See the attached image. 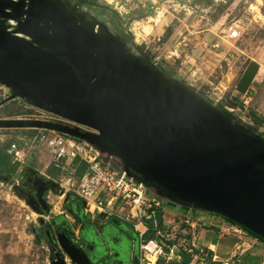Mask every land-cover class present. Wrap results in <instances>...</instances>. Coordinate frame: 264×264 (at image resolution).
Returning <instances> with one entry per match:
<instances>
[{"label": "water", "instance_id": "1", "mask_svg": "<svg viewBox=\"0 0 264 264\" xmlns=\"http://www.w3.org/2000/svg\"><path fill=\"white\" fill-rule=\"evenodd\" d=\"M88 6L111 11L74 0H0V107L18 99L70 123L0 119V129L79 140L147 196L217 215L264 241V136L165 74ZM64 227L51 264L95 262Z\"/></svg>", "mask_w": 264, "mask_h": 264}, {"label": "rangeland", "instance_id": "2", "mask_svg": "<svg viewBox=\"0 0 264 264\" xmlns=\"http://www.w3.org/2000/svg\"><path fill=\"white\" fill-rule=\"evenodd\" d=\"M101 3L111 11L87 10L116 31L131 33L156 65L216 106L230 105L225 90L230 88L247 61L264 63V0H98V4ZM144 25L150 27L147 34L135 33L139 28L143 31ZM233 29L240 32L239 39L228 37ZM3 94L0 90V95ZM12 111H18L17 117L26 116L21 100L0 107V116L5 117ZM36 132L0 129V151L5 149L7 152L12 142L21 137L34 136ZM261 134L264 135V132ZM25 153L23 163L11 162L15 169L11 176L0 174L9 178V181H0V264H51L58 247L48 241L40 221L52 227L54 221L62 224L66 220L73 227L75 236L80 231V223L68 210L66 200H78L98 230L99 225L110 217L130 225L139 246L140 264H169L178 260L177 254L181 250L189 247L188 251L193 256L191 264H208L211 258L205 251L207 249L192 246L195 236L203 228L216 232L215 224L224 227L232 225L214 214L161 202L162 223L159 225L155 217L152 223H144L148 230L139 238L132 224L124 220L125 211L120 213L123 204L110 201L111 197L105 194H92L89 200L78 199L71 191L62 192L57 185L56 191L46 195L50 212L41 215L18 197L14 188L21 184L27 168L51 182L58 179L61 171L49 164L51 158L47 149L28 144ZM101 159L117 169L104 157ZM74 164L76 175H82L86 164L82 160H75ZM185 215H190L194 228L183 222ZM142 229L139 227V230ZM228 233L230 235L227 236L238 238L240 249L235 257L248 258L252 264H264V242L245 231L238 235L230 229ZM148 236L156 237L158 243L157 250L153 249L151 253L140 249L141 244L147 245L151 240ZM211 260L219 261L214 258V253ZM234 261L237 262L233 257L226 264H236ZM67 264H70L68 260Z\"/></svg>", "mask_w": 264, "mask_h": 264}, {"label": "built area", "instance_id": "3", "mask_svg": "<svg viewBox=\"0 0 264 264\" xmlns=\"http://www.w3.org/2000/svg\"><path fill=\"white\" fill-rule=\"evenodd\" d=\"M228 37L230 39H239L240 32L233 29L230 31ZM0 90L4 92L2 96L6 97V89L0 86ZM241 104L242 107H246L244 102H241ZM223 108L241 122L245 121L239 107H234L230 104L229 106H223ZM34 113L16 119H33L58 123L63 120L36 109H34ZM63 121L66 122L65 120ZM35 131H37L36 135L21 137L10 144L7 153L10 155L12 162H24L28 144H31L35 148L47 149L51 158L49 164L61 171L58 179L53 181L62 189V192L71 191L78 199L83 198L84 200H89L91 195L95 193L110 196V201L119 202L124 205V207H120V213L125 211V219H123L131 223L137 236L142 238L148 230L144 224V220L155 217V211L160 209L161 201L147 196L141 186L133 184L126 179L123 172L109 166L108 163H104L82 142L53 131ZM75 160H82L86 164V170L81 176L76 175ZM184 217L183 222L194 228L193 222L190 221V215H185ZM209 224L212 223L209 222ZM139 227L143 229L139 230ZM230 229H232V233L238 235L244 231L240 226L233 224L226 226L224 231L229 232ZM149 244L154 245L153 249L158 247L157 240L152 239L147 245L141 244L140 249L148 251L147 246Z\"/></svg>", "mask_w": 264, "mask_h": 264}, {"label": "flooded vegetation", "instance_id": "4", "mask_svg": "<svg viewBox=\"0 0 264 264\" xmlns=\"http://www.w3.org/2000/svg\"><path fill=\"white\" fill-rule=\"evenodd\" d=\"M100 6L103 7V5ZM89 8L97 11H109L108 9L93 8L91 6H88V9ZM117 32L120 35L124 34V31L122 30H117ZM59 122L63 124H70L64 122L63 120ZM81 130L86 131L85 128H81ZM105 159L108 160L107 158ZM107 162L110 161L108 160ZM22 177L23 179L21 184L16 185L14 189L18 191V193L23 197V200L27 202L34 211L46 214L45 212H42L44 208L49 206L47 204L46 195L50 191H56L57 187L52 186V184L30 168L26 169ZM65 205L78 223H80V231L78 232L74 242L78 247H86L87 251H89L92 256L96 257L95 262H92V264H140L139 246L134 239V232L130 225L121 220H112V217H110L106 222L99 225L98 230L92 225L91 217L84 213V208L78 200H72L71 202L66 200ZM66 222L68 221L63 220V223L59 224L58 220L54 221V223H52V227H50L49 224L45 223L43 225V223H40V227L44 230L48 241H50L52 245L55 246L56 233L65 231L64 224ZM85 230L92 234V241H86L82 238L81 234L84 233ZM73 234H75L74 230ZM107 235L109 237H107ZM73 236L74 235L71 234L72 238ZM121 243H124L125 249L118 255L117 252ZM99 248H102L103 251H99Z\"/></svg>", "mask_w": 264, "mask_h": 264}, {"label": "crops", "instance_id": "5", "mask_svg": "<svg viewBox=\"0 0 264 264\" xmlns=\"http://www.w3.org/2000/svg\"><path fill=\"white\" fill-rule=\"evenodd\" d=\"M261 66L264 67V63L258 60L247 61L234 78L230 88L225 90L229 95L227 101L234 107L238 105L245 121L254 125L251 120V115H254L261 122L257 127L259 133L264 132V73L262 77L259 76ZM241 102H244L246 107H242ZM213 227L217 229L216 232L208 228L201 229L195 236V243H192V246L205 247L214 253L215 259L226 264L240 249L238 238L235 235L237 240L233 236H227L230 233L224 231L223 225L215 224Z\"/></svg>", "mask_w": 264, "mask_h": 264}, {"label": "trees", "instance_id": "6", "mask_svg": "<svg viewBox=\"0 0 264 264\" xmlns=\"http://www.w3.org/2000/svg\"><path fill=\"white\" fill-rule=\"evenodd\" d=\"M74 1H83V2H88V3H92V4H98V0H74ZM101 5H105L104 3H101ZM108 8V7H107ZM89 9H91V10H93V11H96L95 9H92V8H89ZM110 9V8H109ZM102 12V11H101ZM114 14H116V13H114ZM125 33H128V32H124V34ZM124 34H122L121 36H124ZM128 35H129V37L130 38H132V34L131 33H128ZM136 42H137V40H136ZM138 43V42H137ZM140 48L143 50V46H140ZM148 56H149V58H150V60H151V62H153V59H152V57L150 56V54L148 53V52H145ZM165 74H167V75H169V76H172L169 72H167L166 70H164L161 66H159V65H157ZM202 96V95H201ZM3 97H5V96H1L0 95V101H2L3 100ZM16 100H18V99H16ZM13 101H15V100H13ZM12 101V102H13ZM209 101V100H208ZM11 102V101H10ZM210 102V101H209ZM7 103H9V102H7ZM6 103V104H7ZM23 103V102H22ZM210 103H212V102H210ZM24 104V103H23ZM5 105V104H4ZM2 107V106H1ZM220 110H222L223 112H225L226 114H228V115H231L230 113H228L223 107H219V106H217ZM24 108L26 109V116H28V115H30V114H32V112H34V109L33 108H31V107H29V106H26L25 104H24ZM18 116V111H12V112H9V114L7 115V116H5V117H1L0 116V119H4V118H8V119H16V118H23V117H17ZM26 116H24V117H26ZM232 116V115H231ZM233 117V116H232ZM235 120H237L239 123H241V124H243L244 126H246V127H248V128H250L251 130H253V131H255V132H258V126L261 124V122L254 116V115H251V120H252V122L254 123V125L252 126V125H249V124H244V123H242L240 120H238L236 117H233ZM30 131H34V130H30ZM261 134V133H260ZM263 135V134H262ZM264 136V135H263ZM76 140V139H75ZM77 141H79V140H77ZM11 162H12V160H11V157H10V155L5 151V149H3V150H1L0 151V174H2V173H5V174H7L8 176H11V174L12 173H14V171H15V169H14V167H13V165L11 164ZM13 163V162H12ZM79 176H81V175H79ZM218 217V216H217ZM155 220L157 221V223L160 225L161 223H162V212H161V210L160 209H157L156 211H155ZM226 222H228V223H230V224H233V225H237V224H235V223H233V222H230V221H228V220H226V219H224ZM145 221V224L147 223L148 224V222L149 223H152V221H153V218H151V219H147V220H144ZM242 228V227H241ZM245 232H247L248 234H250L251 236H253L254 238H256V239H258L259 241H261V242H264L262 239H260V238H258L257 236H255L254 234H252L251 232H249V231H247V230H245L244 228H242ZM148 238H151L150 236H148ZM152 239H155L156 240V237H152L151 238V240ZM172 247H174V245H172ZM191 249V247H189V248H187V249H184V250H181L178 254H177V257H178V260H173V261H171L169 264H191V262H192V253H190L188 250H190ZM191 251H193V249L191 250ZM207 253H208V255H209V258H211L212 259V256H213V252L212 251H210V250H205ZM235 258V260L237 261V262H235L234 261V263H236V264H252V262L251 261H249V259L248 258H244V257H242V258H238V257H234ZM211 259H209V262H208V264H224L222 261H217V262H215V261H212Z\"/></svg>", "mask_w": 264, "mask_h": 264}, {"label": "bare ground", "instance_id": "7", "mask_svg": "<svg viewBox=\"0 0 264 264\" xmlns=\"http://www.w3.org/2000/svg\"><path fill=\"white\" fill-rule=\"evenodd\" d=\"M142 28H143V31H140V28H139V29L135 30V33L142 35V34H145V33L147 34L149 32V30H150V27L149 26H145L144 25V27H142ZM263 73H264V67L261 66L260 71H259V76H261ZM153 248H154V245L153 244H149L147 246L148 252H150V253L153 252Z\"/></svg>", "mask_w": 264, "mask_h": 264}]
</instances>
